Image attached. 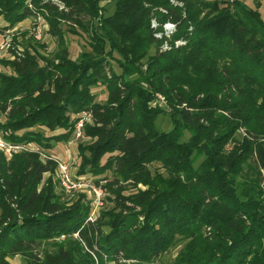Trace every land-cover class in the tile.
Returning a JSON list of instances; mask_svg holds the SVG:
<instances>
[{
    "label": "trees",
    "instance_id": "16d2710c",
    "mask_svg": "<svg viewBox=\"0 0 264 264\" xmlns=\"http://www.w3.org/2000/svg\"><path fill=\"white\" fill-rule=\"evenodd\" d=\"M100 1L0 0L1 34L41 19L49 36L81 31L89 47L76 60L67 48L40 54L43 43L24 54L11 47L3 63L0 136L16 150H0V264H153L177 244L173 264H264L259 6ZM99 84L103 103L92 93ZM156 97L166 101L168 131L156 127ZM70 141L80 159L74 178L93 177L100 204L112 205L93 220V194H67L54 178L50 150Z\"/></svg>",
    "mask_w": 264,
    "mask_h": 264
},
{
    "label": "rangeland",
    "instance_id": "374dc122",
    "mask_svg": "<svg viewBox=\"0 0 264 264\" xmlns=\"http://www.w3.org/2000/svg\"><path fill=\"white\" fill-rule=\"evenodd\" d=\"M244 1L248 6L256 9L257 5L259 7H257V10L260 12L261 16L264 18V0H242ZM113 0H101L100 4L101 6H112ZM113 11L112 7L109 8V10L107 12L111 13ZM1 17H0V26H2V22H1ZM25 21V24H24ZM22 22H20L19 24H17L16 26H14L13 28L8 29L10 35L9 37L4 36V34L0 33V42L3 41L4 39H8L11 43V49L14 50L15 53H19V54H24L26 52V50H28L29 52H33L32 47L36 46L37 44H41L43 43L45 45V50H41L38 49L40 54L48 55L51 56L54 52L56 51H61L63 50V48H67L68 52H69V57L71 59L76 60L78 55L83 52V51H88L89 47H88V39L86 34L82 33L80 31V33H76V34H72L68 31H64V37L63 40H59V39H55L51 36H49V34L47 33L48 31V25L46 24V22H44L43 20H33L32 18L26 19ZM35 25H39L41 27V30L43 32V38L40 42H36L34 39H32V37H30L29 35V30L34 27ZM2 28V27H0ZM77 28L75 27V30ZM6 35V34H5ZM6 37V38H5ZM11 49H9L8 51L4 52V54L2 55V59L0 61H2L0 63V71L5 72L7 70H5L3 63L6 62H10L12 61L13 57L11 54ZM153 49L150 48L147 56H150L153 54ZM147 57L144 58L142 60V62H146ZM116 66V65H114ZM116 72H118L117 67H115ZM92 93L95 96V101L97 103H103L106 100L107 97V91L104 85H97L95 87L92 88ZM160 97H156V103L155 105L159 106V108L161 110H163L161 116L156 120V127L157 129H159L160 131H168L169 129H171V121L169 119V116H165V114H168L166 111V101H164V98H161V101H158ZM0 121H4V117L0 114ZM189 137L188 133H185V136L183 137V141H185L187 138ZM0 139L2 140L1 136ZM77 141H70L68 143H59V144H53V150L52 152H50V156L53 157L55 160H57V162H65L68 164V166H70L69 171L71 173L72 176L75 175L76 172V167L79 164V157H78V151H77ZM9 146H11L10 144H7ZM12 150H10L8 153H6L8 156H10V153L12 151H15L16 149L13 150V147L15 146H11ZM19 147V149L21 150L20 147L22 146H17ZM31 148L33 149H37L38 147L35 145H31ZM39 149V148H38ZM18 151V150H17ZM44 152V151H43ZM47 154V153H46ZM245 170H247V168H244ZM151 171L155 172L158 171L159 173H162L163 176H166L164 174V171L161 169L160 165L158 163H154L153 165H151ZM251 174V173H249ZM248 174V176H249ZM54 178L57 179L58 178V173L57 170H55L54 173ZM89 179L88 182L93 178L91 176H88ZM139 188L144 189V187L139 186ZM80 193V192H79ZM87 193V192H86ZM89 196V194H88ZM107 197L104 198V201L102 202V204H99V207L97 206L96 208V214L98 213L99 209L102 208L103 210H107L108 208L112 207L111 203L107 201L106 199ZM93 205V204H92ZM102 205V206H101ZM94 206V205H93ZM101 209V210H102ZM181 249V246L179 244L176 245L175 248L171 249L170 252L162 255L156 262H154L153 264H173L179 250ZM10 264H21V260L19 257H15L9 260Z\"/></svg>",
    "mask_w": 264,
    "mask_h": 264
},
{
    "label": "built area",
    "instance_id": "2783aa9c",
    "mask_svg": "<svg viewBox=\"0 0 264 264\" xmlns=\"http://www.w3.org/2000/svg\"><path fill=\"white\" fill-rule=\"evenodd\" d=\"M164 30L166 35H169L173 32L174 26L171 24H166L164 26ZM6 34V35H5ZM4 36L9 37L10 33L9 31H6ZM29 35L36 41H41L43 38V32L41 30V27L39 25H35L29 30ZM5 37V38H6ZM158 38L161 36L158 35ZM183 43L181 41H177L175 43V47H178L179 45H182ZM11 48V43L8 39H4L3 41L0 42V58L4 54V52L8 51ZM170 47L165 43L162 46V50H169ZM83 120L81 119L77 124H76V131H75V139H78L82 136L81 129L83 126ZM0 149L4 150L6 153H8L10 150H12V147L4 143L0 139ZM15 148L13 147V150ZM70 166H68L67 163L65 162H57V173H58V180L60 182V185L64 189V191L67 194H71L73 191H88L89 193L93 194V211L90 216V220H93V218L96 215V208L97 206L99 207L100 204V199L102 197V191L98 188H94L90 182L86 181L85 179L81 178H74V176L71 175L69 171Z\"/></svg>",
    "mask_w": 264,
    "mask_h": 264
},
{
    "label": "crops",
    "instance_id": "0c3cea01",
    "mask_svg": "<svg viewBox=\"0 0 264 264\" xmlns=\"http://www.w3.org/2000/svg\"><path fill=\"white\" fill-rule=\"evenodd\" d=\"M24 24H25V21H24ZM53 150V149H52ZM52 150H50V152H52Z\"/></svg>",
    "mask_w": 264,
    "mask_h": 264
}]
</instances>
